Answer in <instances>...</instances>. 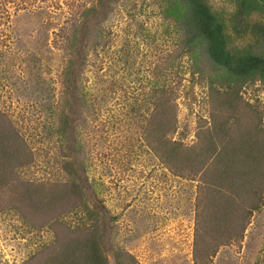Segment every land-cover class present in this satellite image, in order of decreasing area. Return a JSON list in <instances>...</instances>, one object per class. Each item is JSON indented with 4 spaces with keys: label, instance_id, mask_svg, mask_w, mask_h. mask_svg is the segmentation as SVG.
Instances as JSON below:
<instances>
[{
    "label": "trees",
    "instance_id": "16d2710c",
    "mask_svg": "<svg viewBox=\"0 0 264 264\" xmlns=\"http://www.w3.org/2000/svg\"><path fill=\"white\" fill-rule=\"evenodd\" d=\"M122 1L98 0L81 11L80 22L62 29L65 38L58 43L64 51L60 89L55 106L48 105L49 111H55L57 123L53 130L47 129V136L57 145L63 179L24 176L23 171L35 161V153L10 115L0 108V212H16L40 227L53 226L49 216L59 223L52 245L26 264H53L54 260H62L58 264H110L108 251L113 252L115 264H140L114 242L117 231L110 223L118 218L108 215L99 198L103 192L89 176L88 145L99 107L88 85L89 71L92 59L111 45L104 29L114 5ZM232 1V12H217L211 0L157 3L163 34L176 40L178 49L165 59L163 67L154 70L152 106L143 129L149 149L169 170L198 181L195 264H213L222 247L241 246L253 211L264 206V197L253 192L256 188L264 193V129L255 122L257 109L241 96L246 87L256 83L264 86V0ZM185 60L192 82L204 87L208 79L211 81L215 89L211 103L218 110L216 124L220 122V128L202 129L196 135L198 143L191 146L175 138L179 88L170 80L175 65ZM200 61L210 67L211 75ZM197 74L206 82L197 81ZM182 81L178 74L177 84ZM229 121L235 122L237 129L231 128ZM243 128L260 141L246 139L244 134L241 137ZM10 185L18 187L7 190ZM24 197L34 201L26 202ZM68 216L72 220H63Z\"/></svg>",
    "mask_w": 264,
    "mask_h": 264
},
{
    "label": "rangeland",
    "instance_id": "374dc122",
    "mask_svg": "<svg viewBox=\"0 0 264 264\" xmlns=\"http://www.w3.org/2000/svg\"><path fill=\"white\" fill-rule=\"evenodd\" d=\"M97 2L0 0V108L10 115L35 153L34 163L23 171L29 179L58 181L64 177L57 145L47 136V129L53 130L57 123L55 111H49L48 105L55 106L60 89L64 51L58 43L65 38L62 29L80 22L81 11ZM157 3L123 0L114 5L106 23L104 35L111 45L92 59L89 71L88 85L99 106L88 145L89 176L103 192L99 198L108 215L118 218L110 223L117 231L114 242L140 264H195L198 181L169 170L149 149L143 129L152 106L154 70L163 67L165 59L178 49L176 40L163 34ZM211 4L217 12L235 9L232 0H211ZM178 63L170 77L179 88L175 138L191 146L198 143L196 135L202 129L220 128L218 110L211 103L215 89L199 74L196 80L206 85L192 82L187 60ZM200 65L211 75L210 67L201 61ZM178 74L183 76L181 85L177 84ZM241 96L257 109L255 122L264 129V86L246 87ZM232 121L229 126L237 129ZM240 134L255 141L252 131L243 128ZM251 150L249 147L248 152ZM16 187L10 185L7 190ZM257 190L253 188L264 197ZM23 199L34 201L32 197ZM71 217L61 220L68 222ZM49 220L52 227H40L16 212H0V264H26L52 245L59 223L54 216ZM107 255L110 264H115L113 252ZM58 262L62 260L53 264ZM213 264H264V206L253 211L241 246L222 247Z\"/></svg>",
    "mask_w": 264,
    "mask_h": 264
}]
</instances>
